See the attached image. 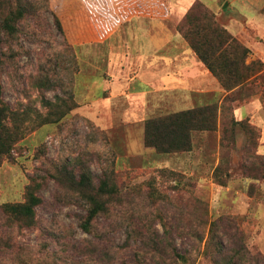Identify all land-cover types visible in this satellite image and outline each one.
I'll use <instances>...</instances> for the list:
<instances>
[{
    "label": "rangeland",
    "instance_id": "374dc122",
    "mask_svg": "<svg viewBox=\"0 0 264 264\" xmlns=\"http://www.w3.org/2000/svg\"><path fill=\"white\" fill-rule=\"evenodd\" d=\"M25 1L30 9L19 24L18 43L0 32L2 98L12 108L40 110L38 84L43 81L45 99L72 97L77 107L60 122L25 134L0 164V204L21 202L29 177L46 178L35 227L9 229L0 216V264H214L217 244L223 256L240 264V252L233 253L240 244L235 230L222 221L228 219L234 220L251 254L264 253V178L252 180L234 170L225 186L213 183L212 172L222 154L219 130L196 135L190 152L158 154L144 145L145 120L190 108H177V97H156L154 87L144 96H125L128 53L155 46L146 31L135 28L138 20L123 39L133 46H121L108 64L101 54L108 52L106 44L69 47L50 12L42 9L43 1ZM189 1L171 0V7ZM196 1L248 48L246 63L264 62L255 54L264 52V0ZM186 11L170 24L175 32ZM157 37L168 41L174 36L167 32ZM110 75L120 79L107 80ZM248 87L250 97L232 104L234 115L237 108L242 107L238 118L249 110L241 120L260 133L257 151L264 155V115L256 116L261 120L253 117L255 124L250 120L253 99L260 98L264 105V71ZM218 88L216 101H221L225 93ZM197 100L191 108L198 106ZM233 133V149L224 154L237 168L248 137L239 126ZM81 164L88 166L95 182L113 170L121 187V202L96 220L90 233L80 228L86 204L58 188L47 173L54 165L76 170ZM150 185L162 196L160 201L150 200Z\"/></svg>",
    "mask_w": 264,
    "mask_h": 264
},
{
    "label": "trees",
    "instance_id": "16d2710c",
    "mask_svg": "<svg viewBox=\"0 0 264 264\" xmlns=\"http://www.w3.org/2000/svg\"><path fill=\"white\" fill-rule=\"evenodd\" d=\"M41 1L44 3L42 9L50 12L55 28L69 47L78 42L98 39L99 36L93 33V25L102 29L104 33L101 36H104L108 31L122 25L129 17L166 19L170 10V0ZM29 9L30 5L25 0H0V32L18 43L19 24L28 15ZM176 31L200 63L218 81L225 95L221 101L145 120L144 145L158 154L185 153L193 149L196 135L219 130L222 154L212 172L213 183L225 186L234 170H239L243 177L252 180L264 178V155L257 151L260 133L247 121L236 120L232 106L234 102H241L250 97L248 84L264 71V62L256 60L246 63L248 48L220 25L214 13L198 1L193 2L187 9L178 22ZM1 43L0 38V48ZM43 87H47V82L38 84L41 89L38 92L41 109L38 110L32 106L10 107L2 98L0 84V164L3 159L11 157L12 151L25 134L37 130L42 125L60 122L77 107L72 97H56L53 101L45 99ZM236 126L242 128L247 135L248 145L240 164L234 168L231 158L224 154V151L233 149V132ZM79 166L75 170L73 167L54 165L50 168L52 171L47 173L58 188L86 204L80 228L83 232L90 233L96 220L107 216L113 205L121 202V187L113 170L104 171L95 182L88 166ZM45 180L42 176L29 177L21 202L0 204V216L4 219L6 228L29 229L36 226V208L42 203L39 191L43 188ZM149 189L152 203L162 199L152 185ZM222 221L229 223L231 230H235L234 236L240 244L233 249V253L240 252V264H264V253L251 254L244 247L243 235L233 226L234 220ZM215 246L218 251L212 257L214 264H232L233 257L223 256L220 245ZM177 258L185 261L182 255H177Z\"/></svg>",
    "mask_w": 264,
    "mask_h": 264
},
{
    "label": "crops",
    "instance_id": "0c3cea01",
    "mask_svg": "<svg viewBox=\"0 0 264 264\" xmlns=\"http://www.w3.org/2000/svg\"><path fill=\"white\" fill-rule=\"evenodd\" d=\"M192 2L193 0H190L182 5L178 2L176 7L172 8L170 0L168 18L161 19L148 16H132L122 25L108 31L104 36H101L104 31L96 25H93V33L99 36L98 39L78 42L73 44V46L75 49H79L85 45H92L95 46L94 49H96V47L106 44L108 52L101 54L107 59V63L111 64L112 56L117 53V50H119L121 46H124L126 50L129 45L130 48L133 46L131 41H127L124 44L123 39L126 38L128 30L134 28L131 27L134 26L131 25L134 19L138 20L137 24H135V28L137 30L146 31L151 41L153 40L155 46L148 52L134 51L133 53H128L129 60L126 61L125 64L129 66V68L123 75L126 83L124 86L125 96H144L150 88L154 87L156 97L163 99L169 97L179 98L175 101L177 108H191V106L195 105L196 98L198 99V106L215 102L218 99L217 96L219 93V88L217 89V87H219L218 81L200 63L197 56L182 37L172 30L170 26V24H173L175 21V18L180 14L182 15ZM125 28L127 29L126 31ZM167 32H169L170 36H174L173 39L170 40L169 38L168 41H165L163 38L158 39L159 37H157V35L159 33ZM119 33L122 34L120 35ZM180 39H182L183 42H181ZM173 49L176 51L172 52ZM255 54L261 59L264 58V52L260 50ZM106 77L107 80L113 78L120 79L119 75H115L113 78L111 75ZM137 83L140 84L139 88H137ZM205 97L208 98L203 100L202 98ZM250 105H252L250 111L253 112L250 119L251 122L254 123L253 117L261 120V118L256 117L258 114L264 115V110H262L264 105H262L260 98L255 97ZM241 108L242 107L235 109V115L238 120L246 118L250 114L249 110H246V115L240 114L241 117L238 118L237 112L240 111ZM181 110L176 109L175 112ZM260 146H264V142H262V131Z\"/></svg>",
    "mask_w": 264,
    "mask_h": 264
}]
</instances>
